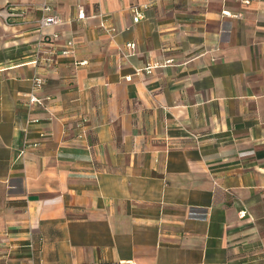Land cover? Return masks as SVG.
I'll use <instances>...</instances> for the list:
<instances>
[{
    "label": "crops",
    "instance_id": "obj_1",
    "mask_svg": "<svg viewBox=\"0 0 264 264\" xmlns=\"http://www.w3.org/2000/svg\"><path fill=\"white\" fill-rule=\"evenodd\" d=\"M121 262L264 264V0H0V264Z\"/></svg>",
    "mask_w": 264,
    "mask_h": 264
},
{
    "label": "built area",
    "instance_id": "obj_2",
    "mask_svg": "<svg viewBox=\"0 0 264 264\" xmlns=\"http://www.w3.org/2000/svg\"><path fill=\"white\" fill-rule=\"evenodd\" d=\"M245 3H248L249 0H244ZM40 8H41V11H42V15L41 17L38 19V26L40 28H44V27H48V26H52V25H57L59 24L60 20L59 18L51 12V8L49 7V5L46 3V2H42L40 4ZM84 17V14L80 13L78 15V18L79 19H82ZM99 17L101 18L100 19V22H99V28L105 32L106 34L110 35V36H113L114 35V32H115V28H113L112 26H108L106 21L102 18L101 15H99ZM143 16H141L140 12L135 10V15H134V18L133 20L136 22L138 21V19L142 18ZM54 37H57V35H54ZM128 46L130 48H134V44L131 43V44H128ZM82 63H86V62H82ZM154 66H150L149 64L145 67V71L146 72H149ZM139 70H137L138 72ZM42 84V79H36L35 80V85L36 86H40ZM39 101L37 100V98L33 95H30V104H33V103H38ZM189 215L191 217H195V218H200L201 217V214L200 212H197L195 210H191L189 212ZM120 264H134L133 262H121Z\"/></svg>",
    "mask_w": 264,
    "mask_h": 264
}]
</instances>
